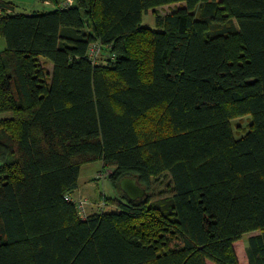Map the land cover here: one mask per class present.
<instances>
[{
  "label": "trees",
  "instance_id": "trees-1",
  "mask_svg": "<svg viewBox=\"0 0 264 264\" xmlns=\"http://www.w3.org/2000/svg\"><path fill=\"white\" fill-rule=\"evenodd\" d=\"M40 1L0 0V264H264V0ZM94 161L118 195L81 218Z\"/></svg>",
  "mask_w": 264,
  "mask_h": 264
},
{
  "label": "rangeland",
  "instance_id": "rangeland-1",
  "mask_svg": "<svg viewBox=\"0 0 264 264\" xmlns=\"http://www.w3.org/2000/svg\"><path fill=\"white\" fill-rule=\"evenodd\" d=\"M16 5L17 12H42V11H50L54 8L53 4H46L41 2L40 0H9ZM67 2V0H66ZM175 5H166L163 7L157 8L159 14H165L170 12ZM142 23L150 26L151 28H157L153 23V14L151 10L144 14L142 18ZM5 47V42L3 38L0 37V50ZM101 57V54H100ZM249 115H245L242 117H237L231 120V126L234 130V135L236 137L242 135L245 131L246 124L248 123ZM247 129V128H246ZM1 163V161H0ZM102 170V162L101 161H94L83 164L80 168L79 176H78V186L77 189L73 192V197L78 198H87L88 203L86 204V210L89 211H96L100 210L99 202H102L105 196L112 197L117 196L118 193L112 187L110 180L108 179V175L111 172V169L105 168ZM107 170V172H106ZM105 210L110 209L108 206H103ZM252 234H256L252 232ZM247 235H243L241 238L242 244L245 246ZM239 242L235 243V251L239 255V259L244 262L245 255L241 252V247L237 246ZM237 255V256H238ZM246 262V261H245ZM208 264H213L211 261H207Z\"/></svg>",
  "mask_w": 264,
  "mask_h": 264
},
{
  "label": "water",
  "instance_id": "water-1",
  "mask_svg": "<svg viewBox=\"0 0 264 264\" xmlns=\"http://www.w3.org/2000/svg\"><path fill=\"white\" fill-rule=\"evenodd\" d=\"M119 188L130 200L141 199L146 195L145 189L137 183L135 178L130 176L122 177L119 180Z\"/></svg>",
  "mask_w": 264,
  "mask_h": 264
},
{
  "label": "built area",
  "instance_id": "built-area-1",
  "mask_svg": "<svg viewBox=\"0 0 264 264\" xmlns=\"http://www.w3.org/2000/svg\"><path fill=\"white\" fill-rule=\"evenodd\" d=\"M68 3H70V0H67ZM100 54V44L98 42H93L89 45L88 48V57L95 61ZM66 200L71 201L76 204V208L78 210L79 217L84 218L86 217V204L88 203V200L86 198H73L71 196L66 197ZM103 204V203H101ZM100 204V205H101ZM102 207V206H100Z\"/></svg>",
  "mask_w": 264,
  "mask_h": 264
},
{
  "label": "crops",
  "instance_id": "crops-1",
  "mask_svg": "<svg viewBox=\"0 0 264 264\" xmlns=\"http://www.w3.org/2000/svg\"><path fill=\"white\" fill-rule=\"evenodd\" d=\"M28 13V12H27ZM47 68H48V71H51V69H52V65L51 64H48L47 65ZM72 197H73V194L71 195ZM89 212H93V211H89ZM241 239H239V240H237V241H235L234 243H233V246H234V249H235V243L236 242H239V244L237 245V246H239V247H241V252L244 254V252H245V246L242 244V242L240 241ZM246 245V244H245ZM236 253H237V250H236ZM237 255H238V253H237ZM238 257V260H239V264H248L247 263V259H246V255H243V257H244V262H242L241 261V259H239V255L237 256ZM246 261V262H245ZM208 264V263H207Z\"/></svg>",
  "mask_w": 264,
  "mask_h": 264
}]
</instances>
